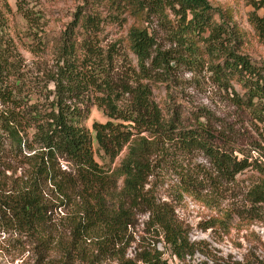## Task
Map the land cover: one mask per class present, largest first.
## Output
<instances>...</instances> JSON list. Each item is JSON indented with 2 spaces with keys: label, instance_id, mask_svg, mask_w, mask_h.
<instances>
[{
  "label": "trees",
  "instance_id": "16d2710c",
  "mask_svg": "<svg viewBox=\"0 0 264 264\" xmlns=\"http://www.w3.org/2000/svg\"><path fill=\"white\" fill-rule=\"evenodd\" d=\"M31 1L15 2L25 21L15 36L10 7L0 0V218L52 245L50 208L74 197L81 209L71 224L73 241L93 238L98 253L115 256L118 264H169L155 244L139 246L132 257L120 247L135 211L142 210L161 235L157 242L179 259L193 255L200 248L149 180L169 159L166 145L199 148L226 179L252 162L238 158L236 148L215 128L211 134L198 116L199 129L182 127L181 115L174 106L164 110L153 87L182 64L203 66L206 54L213 81L230 89L235 105L264 127V60L255 62L245 52V31L233 10L209 0H75L69 20L56 31ZM249 2L248 21L262 39L264 0ZM19 44L31 54L30 64ZM91 106L106 120L93 121L90 129L85 121ZM212 139L223 144L212 146ZM49 187L59 203L52 204ZM248 195L252 205H264V179ZM61 240L54 241L63 256L56 264H69L73 246Z\"/></svg>",
  "mask_w": 264,
  "mask_h": 264
},
{
  "label": "rangeland",
  "instance_id": "374dc122",
  "mask_svg": "<svg viewBox=\"0 0 264 264\" xmlns=\"http://www.w3.org/2000/svg\"><path fill=\"white\" fill-rule=\"evenodd\" d=\"M209 1L214 6L231 7L235 20L245 31V52L255 62L264 60V38H259L248 21V12L253 10L250 0ZM6 2L11 10V32L16 36L24 30L25 21L16 11V0ZM31 3L45 10L50 28L59 31L69 20L76 2L33 0ZM258 13L263 14V10H258ZM158 31L159 35H163L159 28ZM161 38L163 45L169 46ZM19 48L30 64L31 54L22 44ZM202 65L196 68L180 65L168 80L153 87V97L166 111L175 107L183 119L180 123L182 127L197 128L200 125L198 116L211 134L214 128L218 130L219 136L236 148L238 158L247 157L252 165L226 179L213 172L209 158L199 148L188 151L167 144L171 148L169 159L149 178L150 184L156 198L172 207L189 240L197 243L200 249L184 259L174 256L169 246L157 242L161 240V235L153 233L146 222L147 214L142 210L135 211L126 240L120 247L132 257L139 251V246L155 244L169 264H264V205H252L248 199L252 186L264 179V127L247 111L235 105L230 89L225 91L213 81L211 58L206 54ZM231 87L242 94L238 84L232 83ZM105 120L103 113L91 106L85 124L91 129L93 121ZM219 140L212 139L211 145L223 144ZM94 146L96 148V144ZM95 158L102 163L98 151ZM19 170L16 175H19ZM187 176L191 178V184L186 182ZM117 184L118 191L121 179ZM46 193L53 200L52 204L60 202L50 187ZM77 200L71 197L63 206H51L48 233L51 234L52 245L41 244L0 218V264H56L63 258L60 249L54 245L58 236L62 237V243L73 246L69 264H118L115 256L103 257L98 253L93 238L73 241L71 224L81 209Z\"/></svg>",
  "mask_w": 264,
  "mask_h": 264
}]
</instances>
